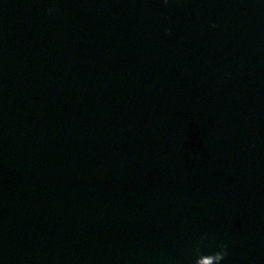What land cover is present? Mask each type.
Instances as JSON below:
<instances>
[{
    "label": "water",
    "instance_id": "obj_1",
    "mask_svg": "<svg viewBox=\"0 0 264 264\" xmlns=\"http://www.w3.org/2000/svg\"><path fill=\"white\" fill-rule=\"evenodd\" d=\"M221 244L264 264V0H0V264Z\"/></svg>",
    "mask_w": 264,
    "mask_h": 264
},
{
    "label": "clouds",
    "instance_id": "obj_2",
    "mask_svg": "<svg viewBox=\"0 0 264 264\" xmlns=\"http://www.w3.org/2000/svg\"><path fill=\"white\" fill-rule=\"evenodd\" d=\"M164 4L166 5L168 3V0H163ZM49 13L53 11V9H48ZM213 28L216 27V25H212ZM165 35H170V30H165ZM207 237H203L200 240V245H203L205 240H207ZM218 250L212 252L211 254H203L201 252V248L199 246L192 248V259L190 261V264H196V262L200 259L204 258H214L215 264H223V261L228 256V251L226 245H217Z\"/></svg>",
    "mask_w": 264,
    "mask_h": 264
}]
</instances>
